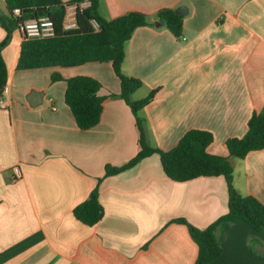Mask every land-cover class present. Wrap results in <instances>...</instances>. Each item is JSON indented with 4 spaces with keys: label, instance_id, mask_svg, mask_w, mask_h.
Instances as JSON below:
<instances>
[{
    "label": "crops",
    "instance_id": "1",
    "mask_svg": "<svg viewBox=\"0 0 264 264\" xmlns=\"http://www.w3.org/2000/svg\"><path fill=\"white\" fill-rule=\"evenodd\" d=\"M180 6L188 10L182 38L166 23L156 24L160 10ZM130 11L154 22L136 29L123 63L125 74L144 82L134 94L145 95L133 99L159 89L141 111L150 143L170 150L199 128L214 135L210 153L228 156L227 141L244 136L253 113L264 107V0L98 5L108 19ZM6 35L0 22V42ZM24 38L17 28L3 49L10 91L8 107L0 106V264H195L198 244L186 224L172 220L206 228L226 214L225 176L174 180L159 153L105 176L108 164L121 166L140 150L137 118L118 96L122 85L113 63L19 69ZM56 73L63 79L54 81ZM77 75L97 78L105 96L101 121L89 129L79 127L65 99L66 79ZM32 90L45 93L35 106L28 99ZM234 184L264 202V148L235 159ZM97 187L105 215L90 226L74 208ZM219 235L223 253L211 264H264V232L236 220Z\"/></svg>",
    "mask_w": 264,
    "mask_h": 264
},
{
    "label": "trees",
    "instance_id": "2",
    "mask_svg": "<svg viewBox=\"0 0 264 264\" xmlns=\"http://www.w3.org/2000/svg\"><path fill=\"white\" fill-rule=\"evenodd\" d=\"M83 0H5L8 12L0 15V22L7 31L0 42V98L9 82V68L3 55L4 47L11 41L13 32L29 18L49 16L55 23L56 32L52 36L28 38L21 45L19 69H33L49 66H77L91 61L112 62L121 80L122 91L118 96L131 106L140 129V150L121 166L108 164L105 176L115 175L129 169L153 153H159L165 172L177 181H187L200 176L224 175L229 189V211L206 228H200L186 218L173 222L184 223L199 246L195 264H211L223 253L219 229L229 221L243 220L260 232H264V202L256 196L243 194L234 184L235 159L245 158L251 151L264 148V107L255 111L249 120L248 131L242 137L227 141L228 156L208 151L214 141L211 131L199 128L189 130L170 150L152 145L147 136L146 120L141 111L156 97L159 89L152 90L142 99H133V94L143 86V80L123 72L126 45L137 28L153 25L147 13L130 11L116 18L108 19L98 13L100 0H91V6L80 11L78 24L71 29L64 28V18L68 5ZM20 8L21 13L14 12ZM164 20L170 30L179 38L184 35L185 15L176 8H164L156 14ZM98 22V27L94 25ZM59 73L53 80H61ZM67 80L65 99L70 106L79 127L89 129L100 121L104 109L105 96L100 94L102 83L93 76L77 75ZM117 95V94H115ZM103 178H100V181ZM95 196L74 208L77 219L94 226L105 215L99 198V187Z\"/></svg>",
    "mask_w": 264,
    "mask_h": 264
},
{
    "label": "built area",
    "instance_id": "3",
    "mask_svg": "<svg viewBox=\"0 0 264 264\" xmlns=\"http://www.w3.org/2000/svg\"><path fill=\"white\" fill-rule=\"evenodd\" d=\"M92 1L86 0V1H80L75 2L67 6L66 8V14L64 18V28L65 29H71L77 26L78 20L77 16L78 13L85 8L91 6ZM15 13L20 14L21 9L15 8ZM95 26L98 27V22H93ZM21 29L24 32V36L28 38H36V37H45V36H52L56 32L55 23L49 16H41L38 18H29L26 19L21 24ZM10 88L8 85L4 88V96L0 98V106L3 108L8 107L7 102V95L9 94ZM16 176L15 178H19L22 176L23 172L20 166H16L15 168Z\"/></svg>",
    "mask_w": 264,
    "mask_h": 264
},
{
    "label": "water",
    "instance_id": "4",
    "mask_svg": "<svg viewBox=\"0 0 264 264\" xmlns=\"http://www.w3.org/2000/svg\"><path fill=\"white\" fill-rule=\"evenodd\" d=\"M176 12L179 14H187L188 10L186 6H180L176 9ZM5 13V10L0 6V15H3ZM165 21L164 20H157L156 24L157 25H161L164 24ZM44 92L43 91H38V90H32V92L28 95V99L31 102V104L33 106L38 105L39 103L42 102L43 100V96H44ZM95 196V194H92L91 199Z\"/></svg>",
    "mask_w": 264,
    "mask_h": 264
},
{
    "label": "rangeland",
    "instance_id": "5",
    "mask_svg": "<svg viewBox=\"0 0 264 264\" xmlns=\"http://www.w3.org/2000/svg\"><path fill=\"white\" fill-rule=\"evenodd\" d=\"M0 5L6 8V2H5V0H0ZM143 95H145L143 91H138L136 94H134V97H136V98L137 97H142Z\"/></svg>",
    "mask_w": 264,
    "mask_h": 264
}]
</instances>
